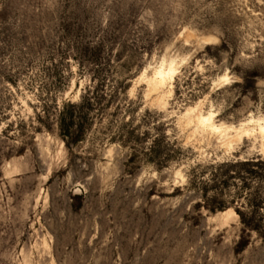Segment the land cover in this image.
<instances>
[{"label": "rangeland", "instance_id": "obj_1", "mask_svg": "<svg viewBox=\"0 0 264 264\" xmlns=\"http://www.w3.org/2000/svg\"><path fill=\"white\" fill-rule=\"evenodd\" d=\"M197 106L264 120V0H0V264H264L263 142Z\"/></svg>", "mask_w": 264, "mask_h": 264}, {"label": "bare ground", "instance_id": "obj_2", "mask_svg": "<svg viewBox=\"0 0 264 264\" xmlns=\"http://www.w3.org/2000/svg\"><path fill=\"white\" fill-rule=\"evenodd\" d=\"M201 41L205 45H211L216 43L218 41V38L214 35H207L203 36L201 38ZM178 70L179 63L176 60H164L157 67L154 68L152 75L147 78V84L149 86L150 92L157 95L159 101L163 99L165 95L164 90L166 88L168 89L169 94L173 93L175 76L177 75ZM144 76H146V71L143 74V77ZM221 80L225 82V85H227L230 81L228 76H223ZM182 115L184 117L189 118L188 125L194 126V132L199 131L220 133L228 139H233V137H237L239 141H243L250 137L261 139L263 142L261 143L263 151H261L263 152L262 154H264V120L262 118H252L247 122H242L239 126H227L222 123L216 124V117L218 116V113L213 110L208 112L200 111L198 106L186 109ZM228 144L229 143H227V145ZM230 212L234 213L232 209H228L227 211L222 212V214L225 216Z\"/></svg>", "mask_w": 264, "mask_h": 264}]
</instances>
